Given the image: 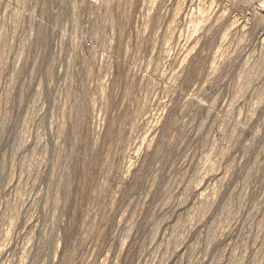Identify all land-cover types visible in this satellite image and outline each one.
Listing matches in <instances>:
<instances>
[{"label":"rangeland","instance_id":"obj_1","mask_svg":"<svg viewBox=\"0 0 264 264\" xmlns=\"http://www.w3.org/2000/svg\"><path fill=\"white\" fill-rule=\"evenodd\" d=\"M0 264H264V0H0Z\"/></svg>","mask_w":264,"mask_h":264}]
</instances>
